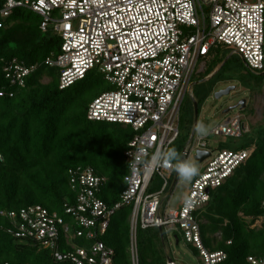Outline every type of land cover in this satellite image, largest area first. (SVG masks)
Masks as SVG:
<instances>
[{
  "label": "built area",
  "instance_id": "2783aa9c",
  "mask_svg": "<svg viewBox=\"0 0 264 264\" xmlns=\"http://www.w3.org/2000/svg\"><path fill=\"white\" fill-rule=\"evenodd\" d=\"M18 9L40 16L42 31L52 30L63 41L62 53L46 62L59 71L61 90L92 71H98L110 85L112 90L90 105L88 120L128 126L136 135L126 153L130 173L118 204L111 207L99 198L106 177L93 168H78L70 172L77 193L75 204L66 206L70 222L40 206L29 207L1 213L10 221L8 233L51 250L57 263L113 264L115 252L101 238L113 216L129 205L133 207V264H140L139 228L180 232L175 239L195 246L204 264L223 263L226 253L206 249L198 215L211 201L212 192L223 187L249 159L251 151L236 149L251 134L247 118L243 114L230 118L205 137L194 138L184 151L185 160L194 149L196 160L200 153L210 154L190 186L191 207L183 202L179 209L170 208L180 184L176 163L157 167L149 161L158 149L172 148L179 140L184 101L199 64L200 73L206 72L215 49H233L250 71L264 78V0H6L0 6V29ZM35 70L13 60L4 72L11 86L24 88L25 79ZM14 96L0 89V99ZM260 119L264 122V98ZM212 137L220 141L210 143ZM230 143L236 146L229 148ZM166 174H176V178L163 206L162 198L171 187ZM157 177L163 180V187L150 193ZM263 224L264 217L256 227ZM79 240L85 245H78ZM248 263L264 264V258L251 257Z\"/></svg>",
  "mask_w": 264,
  "mask_h": 264
},
{
  "label": "trees",
  "instance_id": "16d2710c",
  "mask_svg": "<svg viewBox=\"0 0 264 264\" xmlns=\"http://www.w3.org/2000/svg\"><path fill=\"white\" fill-rule=\"evenodd\" d=\"M5 1L0 0V6ZM41 24L42 18L37 14L18 9L0 29V89L15 94L13 98L0 99V153L3 156L0 161V264H70L57 263L51 250L14 238L8 233L10 221L1 216L2 212L40 206L70 222L65 215L66 206L74 205L77 197L71 186L72 170L93 168L99 176L106 177L107 185L99 198L111 207L120 202L127 188L125 178L130 173L126 153L136 135L134 130L88 120L90 105L111 91V87L105 90L108 83L104 77L92 71L74 86L61 90L59 71L48 67L46 62L62 53L63 41L52 30L43 32ZM13 60L36 68L25 79L24 88L11 86L6 79L4 69ZM46 78L50 80L48 83ZM214 92L212 87L196 95L199 116ZM247 110L248 107L243 111ZM195 119L193 113L189 124L183 127L181 113V135L177 143H182L183 150L178 162L194 140ZM233 143L227 146L234 148ZM238 147L251 151L249 159L223 187L212 192L211 201L198 215L206 249L227 254L221 264H249L251 257L264 258V224L256 227L264 217L263 122L254 126ZM160 180L155 178L150 193L162 189ZM172 192L170 188L162 198L163 206ZM132 213L133 207L124 205L101 238L115 252L113 264H133ZM178 239L180 245L182 239ZM137 244L140 264H170V260L178 264L165 230L139 228ZM78 245L85 244L79 240ZM187 245L197 259H202L195 246Z\"/></svg>",
  "mask_w": 264,
  "mask_h": 264
},
{
  "label": "rangeland",
  "instance_id": "374dc122",
  "mask_svg": "<svg viewBox=\"0 0 264 264\" xmlns=\"http://www.w3.org/2000/svg\"><path fill=\"white\" fill-rule=\"evenodd\" d=\"M232 58L229 61L226 59ZM227 65L224 67V64ZM208 68L206 72L200 73L201 63L198 66L197 74L194 76L193 85L184 101L182 107V123L183 127H186L189 124L190 120L193 117V113L196 115V103L195 98L199 93H205L210 88L213 87L215 90L214 93L210 95L208 100L203 106L201 114L199 116V122L204 124L207 129L206 134H195V139L199 137H205L209 132H211L217 126L228 121L230 118L235 117L236 115L243 114L246 118H249L251 121V130L257 124H260L259 118H256L257 112L262 108V101L264 98V78L260 77V74L253 73L245 65L242 59L234 54L233 49L221 47L209 58ZM224 67V68H223ZM223 68V70H222ZM220 70L221 73L215 77L217 72ZM215 77V78H214ZM204 78V79H203ZM202 79V80H201ZM201 80V81H200ZM50 80L45 79V82L48 83ZM246 83V85H245ZM230 87H235L236 90L231 93V95L223 97L221 99L216 98V93L219 91L227 90ZM110 85L105 83V90H109ZM253 95V97H252ZM252 97V99H251ZM242 101H247L248 112L241 110L240 108L232 110L229 114H225V111L238 106ZM259 117V115L257 116ZM196 122V119H195ZM196 124V123H195ZM264 124V122H263ZM183 129V128H181ZM182 131V130H181ZM220 141V139L211 138L210 143L215 144ZM188 143H190L188 141ZM189 145V144H188ZM172 148H175L178 154V159H181L182 152V143H176ZM189 148V146H188ZM186 148V150L188 149ZM192 149V147H191ZM189 161L196 164L199 168V173H201L205 166L199 163L196 160V150L192 151ZM175 163L178 162L174 161ZM167 178L171 181V187L175 183V178L171 177L169 174H166ZM196 178V177H195ZM194 178V179H195ZM193 179V180H194ZM161 185L163 180H160ZM191 183L185 182L180 179V184L174 191V196L170 202L171 209H179L184 202L185 197L189 195ZM180 232H170L167 234L168 242L172 253L175 257V260L178 264H204L202 259H197L192 249L186 244L184 240H181L180 245L177 244L175 236ZM214 252V251H212ZM172 264V263H170ZM175 264V263H173Z\"/></svg>",
  "mask_w": 264,
  "mask_h": 264
},
{
  "label": "clouds",
  "instance_id": "9594fccd",
  "mask_svg": "<svg viewBox=\"0 0 264 264\" xmlns=\"http://www.w3.org/2000/svg\"><path fill=\"white\" fill-rule=\"evenodd\" d=\"M194 131L200 134H206L207 129L206 126L200 122H197L195 125ZM178 160V154L175 148H169L166 150L158 149L154 152L150 158L149 163L153 166H160L162 164H168L173 161ZM133 170H135V164L132 165ZM175 171L177 172L180 179L185 182L191 183L195 177H197L199 173V168L196 164L192 163L189 160L179 161L175 165ZM193 199L191 196H187L184 199V203L186 207H191L193 204Z\"/></svg>",
  "mask_w": 264,
  "mask_h": 264
},
{
  "label": "water",
  "instance_id": "95a60500",
  "mask_svg": "<svg viewBox=\"0 0 264 264\" xmlns=\"http://www.w3.org/2000/svg\"><path fill=\"white\" fill-rule=\"evenodd\" d=\"M235 90H236L235 87H230L227 90L219 91L216 93V98L221 99L223 97L229 96ZM195 107H196L195 109H196V124H197V122H199V106L197 103ZM238 108H240L241 110H245L247 108V101H242L238 106L226 110L225 114H229L232 110H235ZM209 157H210L209 153H200L199 156L197 157V161L202 164ZM183 160H185V157L182 158V161ZM176 240H177V244L179 245V242H180L179 239L176 238ZM170 263H173V260H170Z\"/></svg>",
  "mask_w": 264,
  "mask_h": 264
},
{
  "label": "crops",
  "instance_id": "0c3cea01",
  "mask_svg": "<svg viewBox=\"0 0 264 264\" xmlns=\"http://www.w3.org/2000/svg\"><path fill=\"white\" fill-rule=\"evenodd\" d=\"M260 111H262V108L257 112L256 118H259V120L261 122V119H260ZM258 115H259V117H257ZM247 120L251 123V121L249 120V118H247Z\"/></svg>",
  "mask_w": 264,
  "mask_h": 264
}]
</instances>
